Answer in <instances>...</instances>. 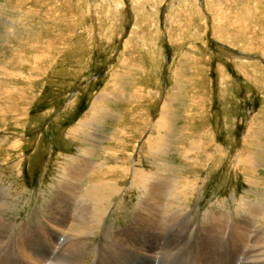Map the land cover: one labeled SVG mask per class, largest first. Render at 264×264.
Listing matches in <instances>:
<instances>
[{
	"label": "rangeland",
	"instance_id": "rangeland-1",
	"mask_svg": "<svg viewBox=\"0 0 264 264\" xmlns=\"http://www.w3.org/2000/svg\"><path fill=\"white\" fill-rule=\"evenodd\" d=\"M0 104V264L264 263V0H0Z\"/></svg>",
	"mask_w": 264,
	"mask_h": 264
},
{
	"label": "bare ground",
	"instance_id": "bare-ground-1",
	"mask_svg": "<svg viewBox=\"0 0 264 264\" xmlns=\"http://www.w3.org/2000/svg\"><path fill=\"white\" fill-rule=\"evenodd\" d=\"M219 6H220V4H219ZM4 68V67H3ZM3 72H4V70H3ZM6 75V74H5ZM7 76V75H6ZM2 79V78H1ZM5 94V93H4ZM4 96V95H3ZM3 99V98H2ZM96 103V102H95ZM1 105V104H0ZM94 105H96V104H94ZM158 133V132H157ZM97 137V136H96ZM90 148V147H89ZM117 149V148H116ZM116 152V151H115ZM4 160V159H3ZM76 172H77V170H75L74 171V174H73V179L71 180V183L70 184H72V185H77L78 184V182H80V181H82L83 179H84V177L83 178H80V177H77V174H76ZM85 172L86 171H84V172H82V173H80L79 175H84L85 174ZM71 173V172H70ZM77 173H79V172H77ZM72 174V173H71ZM156 175H159V173L158 174H156ZM160 176V175H159ZM124 177V176H123ZM97 178V177H96ZM158 178V177H157ZM160 178V177H159ZM115 179V178H114ZM165 179V178H164ZM171 179V178H170ZM249 179H251V178H249ZM249 179H248V181H249ZM101 180V179H100ZM102 181V180H101ZM106 181V180H105ZM142 181H143V179H142ZM159 181V180H158ZM157 181V182H158ZM161 181V180H160ZM104 182V181H103ZM126 182V181H125ZM156 182V183H157ZM167 182V181H166ZM169 182V181H168ZM68 184V183H67ZM92 185H90V186H92L93 188H94V190H96V192L97 193H99L98 191V189H97V186L100 184V182H94V183H91ZM106 184V183H105ZM165 184V183H164ZM88 185V184H87ZM167 185V184H166ZM170 185H172V184H170ZM66 186V185H65ZM81 186V185H80ZM79 186V187H80ZM154 186V185H153ZM157 187V186H156ZM155 187V188H156ZM77 188V187H76ZM152 188V187H151ZM150 188V189H151ZM158 188V187H157ZM171 188V187H170ZM39 189V188H38ZM57 189V188H56ZM79 189V188H78ZM77 189V190H78ZM153 189V188H152ZM76 190V191H77ZM103 190V189H102ZM108 190V189H107ZM158 190H160V189H158ZM161 190H164L163 188H161ZM160 190V191H161ZM166 190V189H165ZM71 192H73V190L71 191ZM89 192V191H88ZM157 192V191H156ZM59 193V192H58ZM67 193V192H66ZM153 193V192H152ZM35 194V193H34ZM70 194V193H69ZM89 194V193H88ZM162 194V193H161ZM71 195V194H70ZM156 195V194H155ZM58 195H56V197H57ZM61 196V195H60ZM161 197V196H160ZM64 198V197H63ZM71 198H73L72 196H71ZM87 198V197H86ZM154 198V197H153ZM57 199V198H56ZM102 199V198H101ZM100 199V200H101ZM151 199V198H150ZM66 200V199H65ZM68 200V199H67ZM83 201V200H82ZM161 201V200H160ZM52 202V201H51ZM63 202V201H62ZM74 202V201H73ZM78 202V201H77ZM88 202V201H87ZM167 202H170V201H167ZM249 202V201H248ZM258 202V201H257ZM250 203V202H249ZM65 204V203H64ZM76 204V203H75ZM94 204V203H93ZM101 204H102V202H101ZM100 204V205H101ZM167 204V203H166ZM58 205V204H57ZM62 205V204H61ZM83 205V204H82ZM92 205V204H91ZM88 206H90V205H88ZM99 206V205H98ZM53 207V206H52ZM60 207V206H59ZM74 207V206H73ZM101 207V206H100ZM99 207V208H100ZM185 207V206H184ZM28 208V207H27ZM86 208V207H85ZM96 208H98V207H96ZM158 208V207H157ZM70 209V208H69ZM101 209V208H100ZM97 210H99V209H97ZM209 210V209H208ZM49 211V210H48ZM78 211V210H77ZM210 211V210H209ZM249 211H251V210H249ZM79 212V211H78ZM78 212H77V214H78ZM83 212V211H82ZM90 212V211H89ZM72 213V212H71ZM74 213H75V211H74ZM82 215L84 214V213H81ZM87 214V213H86ZM98 215V214H97ZM96 215V216H97ZM99 215H102V214H99ZM57 216V215H56ZM75 216V215H74ZM90 216V215H89ZM88 215H87V217L86 218H88L89 217ZM94 216V215H93ZM213 216V215H212ZM59 217V216H58ZM77 217V216H76ZM79 217H80V215H79ZM82 217V216H81ZM90 217H92V216H90ZM98 217V216H97ZM84 218V217H83ZM93 218V217H92ZM100 218V217H99ZM94 219V218H93ZM153 219V218H152ZM243 219V218H242ZM2 220V219H1ZM44 220V219H43ZM49 220V219H48ZM59 220V219H58ZM77 220V219H76ZM96 220V219H95ZM94 220V221H95ZM123 220V219H122ZM214 220H215V218H214ZM14 221V220H13ZM73 221H74V219H73ZM227 221V220H226ZM2 222V221H1ZM42 221H40V223H41ZM50 222V221H49ZM65 222V221H64ZM154 222V221H153ZM215 222V221H214ZM216 222H217V219H216ZM251 222V221H250ZM53 223V222H52ZM73 223V222H72ZM77 223V222H76ZM99 223V222H98ZM161 223V222H160ZM51 224V223H50ZM54 224V223H53ZM56 224V223H55ZM68 224V223H67ZM79 224V223H78ZM85 224V223H84ZM89 224V223H88ZM154 224V223H153ZM10 225H11V223H10ZM14 225V224H13ZM25 225V224H24ZM36 225V224H35ZM34 225V226H35ZM83 225V224H82ZM90 225V224H89ZM12 226V225H11ZM22 226H23V224H22ZM64 226V225H63ZM14 227V226H13ZM21 227V226H20ZM61 227H62V225H61ZM79 227V226H78ZM128 227V226H127ZM157 227V226H156ZM187 227V226H186ZM217 227V226H216ZM215 227V228H216ZM33 228V227H32ZM67 228V227H66ZM73 228V227H72ZM76 228V227H75ZM83 228V227H82ZM151 228V227H150ZM220 228V227H219ZM13 229V228H12ZM22 229V228H21ZM35 229V228H34ZM64 229V228H63ZM91 229V228H90ZM93 229V228H92ZM123 229V228H122ZM218 229V228H217ZM11 230V229H10ZM25 230V229H24ZM37 230V229H36ZM50 230V229H49ZM58 230V229H57ZM66 230V229H65ZM70 230V229H69ZM73 230V229H72ZM127 230V229H126ZM222 230V229H221ZM12 231V230H11ZM20 231V230H19ZM71 231V230H70ZM190 231V230H189ZM214 231V230H213ZM18 232V231H17ZM30 232V231H29ZM28 232V233H29ZM61 232V231H60ZM60 232H58V233H60ZM64 232V231H63ZM72 232V231H71ZM74 232V231H73ZM218 232V231H217ZM15 233V232H14ZM20 233V232H19ZM34 233V232H33ZM38 233H39V231H38ZM62 233V232H61ZM75 233V232H74ZM80 232H78V234H79ZM83 233V232H82ZM116 233V232H115ZM120 233V232H119ZM51 234V233H50ZM64 234V233H63ZM13 235V234H12ZM41 235V234H40ZM80 235V234H79ZM263 236V235H262ZM65 237V236H64ZM76 237V236H75ZM63 238V237H62ZM74 238V237H73ZM111 240V239H110ZM2 241V240H1ZM12 242H13V240H11ZM68 241V240H67ZM80 241V240H79ZM85 241V240H84ZM114 241V240H113ZM78 242V241H77ZM10 243V242H9ZM80 243V242H79ZM260 243V242H259ZM54 244V243H53ZM56 244V243H55ZM61 244V243H60ZM258 244V243H257ZM11 245V244H10ZM238 245V244H237ZM240 245H241V243H240ZM250 245V244H249ZM6 246V245H5ZM98 246V245H97ZM105 246V245H104ZM122 246V245H121ZM76 247H77V245H76ZM58 248H59V250L61 249L59 246H58ZM74 248V247H73ZM112 248H114V247H112ZM54 249V248H53ZM86 249H88L87 247H86ZM98 249V248H97ZM160 249V248H159ZM50 250H51V248H50ZM61 250H63V249H61ZM64 250H66V249H64ZM63 250V251H64ZM113 250V249H112ZM262 250V249H261ZM264 250V249H263ZM80 251V250H79ZM53 252V251H52ZM75 252V251H74ZM101 252V251H100ZM162 252V251H161ZM216 252V251H215ZM221 252V251H220ZM257 252H260V251H258L257 250ZM60 253V252H59ZM58 253V254H59ZM62 253V252H61ZM78 253V252H77ZM261 253L262 254H264L262 251H261ZM46 255V254H45ZM79 255V254H78ZM82 256H83V254H81ZM120 255V254H119ZM150 255V254H149ZM148 255V256H149ZM36 256V255H35ZM58 256V255H57ZM65 256V255H64ZM71 256V255H70ZM77 256V255H76ZM31 257V256H30ZM59 257V256H58ZM69 257V256H68ZM73 257V256H72ZM72 257H70V258H72ZM79 258H80V256H78ZM84 257V256H83ZM96 257V256H95ZM260 257V256H259ZM264 257V255L262 256V258ZM32 258V257H31ZM34 258V257H33ZM41 258V257H40ZM50 258V257H49ZM112 258V257H111ZM73 259H74V257H73ZM78 259V258H77ZM76 259V260H77ZM110 259V258H109ZM247 259V258H246ZM41 260V259H40ZM54 260V259H53ZM58 260V259H57ZM61 260V259H60ZM83 260V259H82ZM35 261V260H34ZM63 261V260H62ZM80 261V260H79ZM88 261V260H87ZM93 261V260H92ZM163 261V260H162ZM253 261V260H252ZM31 262V261H30ZM46 262V261H45ZM52 262V261H51ZM56 262V261H55ZM76 262V261H75ZM254 262V261H253ZM252 262V263H253ZM256 262V261H255ZM262 262V261H261ZM37 263H38V261H37ZM62 263V262H61ZM73 263V262H72ZM102 263V262H101ZM77 264V263H76ZM81 264V263H80ZM84 264V263H83ZM251 264V263H250ZM254 264V263H253ZM264 264V263H263Z\"/></svg>",
	"mask_w": 264,
	"mask_h": 264
}]
</instances>
